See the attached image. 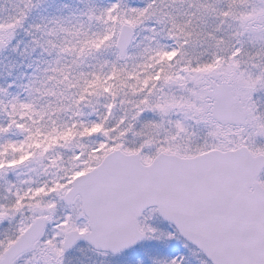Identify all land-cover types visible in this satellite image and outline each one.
Returning <instances> with one entry per match:
<instances>
[{
  "label": "snow or ice",
  "instance_id": "1",
  "mask_svg": "<svg viewBox=\"0 0 264 264\" xmlns=\"http://www.w3.org/2000/svg\"><path fill=\"white\" fill-rule=\"evenodd\" d=\"M25 32L50 59L0 87V264H264V0H87Z\"/></svg>",
  "mask_w": 264,
  "mask_h": 264
},
{
  "label": "rangeland",
  "instance_id": "2",
  "mask_svg": "<svg viewBox=\"0 0 264 264\" xmlns=\"http://www.w3.org/2000/svg\"><path fill=\"white\" fill-rule=\"evenodd\" d=\"M105 1L106 3L109 2V0ZM86 2L87 0H67L64 2H59L58 0H39L38 7L32 10L24 27L17 30L15 39L12 41L9 48L0 54V87H7L11 83L13 86L8 89L9 92L12 94L18 93L22 96L26 95L25 90L19 87V85L26 84L28 77L36 74L37 65L41 64V60H33L29 63L31 66L27 65L25 70H23L22 73L24 76L23 74L19 77L16 76L15 69H17V67L10 64L12 59H15L18 54H21V52H25L27 55H31L33 53L39 54V52H33L32 49L34 45L32 44V36L28 35L25 32V29H27L30 24H43L47 21V18L50 19L58 16L70 18L74 13L78 14V10L83 9ZM96 2L99 4H106L105 2L101 3L100 0H96ZM65 5L68 7H65ZM18 7H23L20 0H0V19L14 14ZM39 37L40 35L37 36V38ZM13 47H16L17 50L12 51ZM46 56L47 55H45V57ZM5 68H7V70Z\"/></svg>",
  "mask_w": 264,
  "mask_h": 264
},
{
  "label": "trees",
  "instance_id": "3",
  "mask_svg": "<svg viewBox=\"0 0 264 264\" xmlns=\"http://www.w3.org/2000/svg\"><path fill=\"white\" fill-rule=\"evenodd\" d=\"M58 1L59 2H64L65 0H58ZM109 2H110V0H109ZM48 19L49 18H47L46 20H48ZM46 22H44V23H46ZM39 35H40L39 33H35L36 37L39 36ZM32 39H33V37H32ZM33 52H39V54L33 53L31 55H27V53L21 52V54H18L15 59H12L10 61V64H12L13 66L17 67V69H15L16 76H18V77L21 76L23 74L22 73L23 70H25V67L27 65H29V63L32 62L33 60H38V61L41 60V61H43V60L50 59V57H47V56L45 57L46 54L41 55L40 54L41 53L40 49H37L36 51H33ZM5 69L7 70V68H5ZM11 69H12V67H11ZM8 76H10V75H8ZM23 76H24V74H23Z\"/></svg>",
  "mask_w": 264,
  "mask_h": 264
}]
</instances>
